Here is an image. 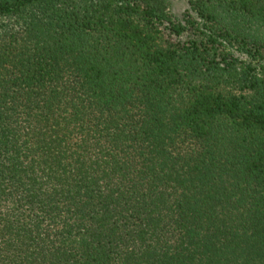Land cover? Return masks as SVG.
<instances>
[{
	"label": "trees",
	"instance_id": "trees-1",
	"mask_svg": "<svg viewBox=\"0 0 264 264\" xmlns=\"http://www.w3.org/2000/svg\"><path fill=\"white\" fill-rule=\"evenodd\" d=\"M0 0V264H264V0Z\"/></svg>",
	"mask_w": 264,
	"mask_h": 264
},
{
	"label": "rangeland",
	"instance_id": "rangeland-1",
	"mask_svg": "<svg viewBox=\"0 0 264 264\" xmlns=\"http://www.w3.org/2000/svg\"><path fill=\"white\" fill-rule=\"evenodd\" d=\"M192 0H175L171 1L168 14L173 20L181 21L184 13L189 8V2Z\"/></svg>",
	"mask_w": 264,
	"mask_h": 264
}]
</instances>
